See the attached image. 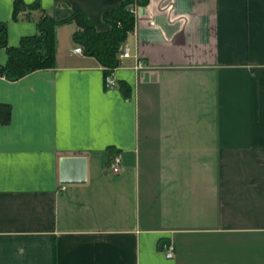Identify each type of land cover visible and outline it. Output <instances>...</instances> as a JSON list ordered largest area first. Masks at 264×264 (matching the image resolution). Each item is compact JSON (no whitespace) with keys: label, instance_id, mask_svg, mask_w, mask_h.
Listing matches in <instances>:
<instances>
[{"label":"crops","instance_id":"crops-1","mask_svg":"<svg viewBox=\"0 0 264 264\" xmlns=\"http://www.w3.org/2000/svg\"><path fill=\"white\" fill-rule=\"evenodd\" d=\"M15 1L14 47L44 15L105 30L123 0H21L37 9L13 18ZM141 1L113 86L72 52L74 22L52 67L0 73V264H264V0ZM67 156L83 182H61Z\"/></svg>","mask_w":264,"mask_h":264},{"label":"trees","instance_id":"trees-1","mask_svg":"<svg viewBox=\"0 0 264 264\" xmlns=\"http://www.w3.org/2000/svg\"><path fill=\"white\" fill-rule=\"evenodd\" d=\"M141 1V0H140ZM147 0H142L145 2ZM132 0H123L116 8L103 12L105 30H98L82 11H75L66 18L56 20L44 15L37 22V32L23 36L18 46H8L6 23L0 21V49H5L7 61L0 64V73L9 79H18L23 75L41 68L52 67L57 25L74 22L77 29L72 34L75 44L82 47L83 54L94 56L105 68V74L119 64V48L129 32L133 30L134 17L129 9ZM37 3L24 4L21 0L14 3L13 18H17L22 8L37 9Z\"/></svg>","mask_w":264,"mask_h":264},{"label":"water","instance_id":"water-1","mask_svg":"<svg viewBox=\"0 0 264 264\" xmlns=\"http://www.w3.org/2000/svg\"><path fill=\"white\" fill-rule=\"evenodd\" d=\"M60 178L63 183H80L85 179V159L67 156L60 159Z\"/></svg>","mask_w":264,"mask_h":264},{"label":"built area","instance_id":"built-area-1","mask_svg":"<svg viewBox=\"0 0 264 264\" xmlns=\"http://www.w3.org/2000/svg\"><path fill=\"white\" fill-rule=\"evenodd\" d=\"M120 52L118 55H120L121 57H127L129 55V50L128 48L125 46H120L119 48ZM72 52H75V53H79V54H83V51H82V47L79 45V44H76L75 47L72 49ZM105 82L107 84V86H113L114 85V81L110 78L109 75H106L105 76ZM119 166H120V160H119V157L118 156H115L114 159H113V165H112V171L114 173L118 172L119 171ZM166 257L170 258L173 256V252L171 250V246H169L166 250V253H165Z\"/></svg>","mask_w":264,"mask_h":264},{"label":"rangeland","instance_id":"rangeland-1","mask_svg":"<svg viewBox=\"0 0 264 264\" xmlns=\"http://www.w3.org/2000/svg\"><path fill=\"white\" fill-rule=\"evenodd\" d=\"M56 50H57V37H56V43H55V53H56ZM54 53V55H55Z\"/></svg>","mask_w":264,"mask_h":264}]
</instances>
